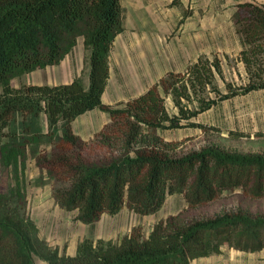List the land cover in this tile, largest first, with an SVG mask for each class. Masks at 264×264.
I'll return each mask as SVG.
<instances>
[{"label":"trees","instance_id":"trees-1","mask_svg":"<svg viewBox=\"0 0 264 264\" xmlns=\"http://www.w3.org/2000/svg\"><path fill=\"white\" fill-rule=\"evenodd\" d=\"M245 68L238 88L224 83L221 61L199 57L182 72H168L120 108L103 103L110 77L109 55L122 25L121 0H0V264H190L221 254L226 247L244 253L264 251V215L229 212L179 223L159 221L145 235L133 227L118 242L79 241L73 256L60 254L40 238L25 214L21 177L26 140L14 141L11 126L43 114L48 154L35 157L53 182L54 204L75 212L74 220L91 225L103 215L127 209L139 216L155 214L169 195L179 194L188 208L214 201L224 191L241 189L264 196V154H237L205 147L180 157L170 155L156 130L204 127L192 122L238 94L264 89V6L246 2L232 15ZM79 40L88 53L87 84L74 78L60 85L12 86V80L57 66ZM170 98L176 112L165 107ZM196 104L193 108L190 106ZM93 110L109 115L110 124L92 142L101 152L90 158L87 144L72 131V122ZM29 128L24 127V133ZM5 139V143L2 140ZM11 174L14 184H7Z\"/></svg>","mask_w":264,"mask_h":264},{"label":"rangeland","instance_id":"rangeland-1","mask_svg":"<svg viewBox=\"0 0 264 264\" xmlns=\"http://www.w3.org/2000/svg\"><path fill=\"white\" fill-rule=\"evenodd\" d=\"M191 1L192 3L188 4L194 8L197 0ZM206 1L207 5L202 7L201 4L198 7H201L199 14L206 16L209 29L215 23L214 18H211L212 14L216 10L226 11L229 6L225 3L231 0H222V8L216 7V2L219 0ZM193 10L190 9V12ZM224 19L222 18L218 22L221 23L223 29L229 30L231 25L228 24L229 21ZM154 22L162 26L164 21L156 20ZM189 23H191L190 20ZM158 28L159 30L162 29L160 26ZM166 29L167 33L163 35L156 33L153 36L159 46V51L155 55H158L159 64L162 65L161 70L167 66L172 70L182 71L184 69L181 67L183 63L179 64L178 61L185 58H175V60L170 58V54H172L171 42L177 43L181 37L175 33L177 28L173 31L170 27ZM157 39L160 40L159 43ZM181 43L180 50H182ZM232 49L233 46L230 48L229 56L220 54L224 80L216 77V83L222 92H224L225 82L231 83L233 88H238L245 82V68L242 64L234 61V50ZM87 54L79 40L71 53L59 65L48 66L22 75L12 80L11 84L15 88L30 84L60 85L66 84L74 78H79L86 85ZM176 57L178 58L177 54ZM121 62L118 52L113 50L109 56L110 77L102 97L103 103L113 108H120L122 103L133 98L134 94L136 95L138 92L135 90L137 87L132 88L129 80L137 78L135 71L141 70L139 62L137 63L133 59L130 67H121L123 65ZM262 103L263 97L257 93L238 94L192 119V122L202 125L203 129L183 127L165 131L156 130L154 134L161 139L164 149L174 157L199 151L205 147H215L225 152L237 154H264V109ZM164 104L170 115L176 112L170 98H165ZM194 106H196L195 103L190 107L193 108ZM108 124H110L109 115L99 110L89 111L72 122L73 133L87 144L83 153L84 157L90 158L101 152L97 147L92 146V142L96 133ZM24 127L29 128L25 133ZM11 131L14 134V141L26 140L22 149L24 156L19 159L18 163L19 168L23 166L21 170L23 173L21 177L23 194L21 204L24 206L25 214L37 226L40 238L49 247L57 248L60 254H72L73 246L84 238L92 240L100 238L104 241L118 242L133 227L141 228L143 233L147 235L159 221L168 217H176L179 223H183L193 219L213 218L229 212H242L251 217L264 215V196L255 198L250 196L247 191L237 189L224 191L214 201L193 209L187 207L182 195H169L162 207L153 215L139 216L123 209L115 216H102L94 224L85 226L74 220L75 212H66L54 204L51 193L53 189L62 187L64 184L53 182L48 177L47 172L35 162V157L43 153L48 154L51 150V145L44 144L47 133L45 116L39 114L30 117L25 121V124L20 117H17L11 126ZM5 141V139L2 140L3 143ZM2 173H6V170L0 164V177L3 176ZM6 182L10 186L14 184L11 174ZM30 258L32 264H46L33 255ZM190 264H264V251L244 253L224 247L221 254L196 259Z\"/></svg>","mask_w":264,"mask_h":264},{"label":"crops","instance_id":"crops-1","mask_svg":"<svg viewBox=\"0 0 264 264\" xmlns=\"http://www.w3.org/2000/svg\"><path fill=\"white\" fill-rule=\"evenodd\" d=\"M246 2H254L264 6V0H231L226 2L225 5H228L229 8H226L224 12L216 10L211 17L214 18L215 23L213 27L208 29L206 22L207 18L199 14L201 7H198L201 4L203 5L202 7L207 5L206 0H197L194 8L191 7V4H188L192 3L191 0H121L122 25L124 30L117 35L111 52H113V50L118 52L119 59L122 61L121 65L123 64L121 67H130L133 59L140 64L139 68L141 70L138 72L135 71V76L137 78L129 80L131 81L130 84L132 88L137 87L135 90L138 91L133 97L142 94L166 73L184 71L189 64L196 61L199 57L212 58L216 56L220 59L222 66L220 54L223 53L225 56H229V51H231L230 48L232 46V50H234V61L241 64L237 60V55L242 50V44L236 33L232 15L237 5ZM216 3V7H223L222 0ZM188 5L190 9H194L193 12H190V9L188 11ZM222 18L229 21L228 24L231 25L229 30L223 29L221 23L218 22ZM156 20L159 22L164 21L162 22V26L156 24L154 22ZM189 20L191 23H189ZM158 26L162 28V31L159 30ZM167 27H170L172 31L177 28L175 33L177 36L179 35L181 37V41L179 40L177 43L171 42L170 49L172 50V54H170V58L173 60H175V58H185L178 61L179 64H181V62L183 63L181 65V67H184L182 71H175L171 68H167V66H164L161 70L162 65L159 64L158 55H155V53L159 51V46L153 36L156 33L161 35L167 33ZM157 40L159 43L160 40ZM179 42H182V50H180ZM134 53L136 54L133 55ZM251 92L262 95V106L264 109V89ZM77 244L78 243L73 246L72 254L65 255L73 256Z\"/></svg>","mask_w":264,"mask_h":264}]
</instances>
